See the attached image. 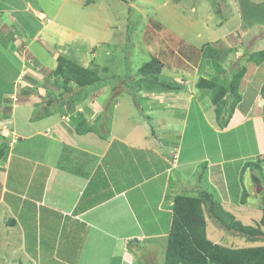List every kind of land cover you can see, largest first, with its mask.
Wrapping results in <instances>:
<instances>
[{
    "label": "rangeland",
    "instance_id": "374dc122",
    "mask_svg": "<svg viewBox=\"0 0 264 264\" xmlns=\"http://www.w3.org/2000/svg\"><path fill=\"white\" fill-rule=\"evenodd\" d=\"M0 8L10 9L11 12L10 16L3 18L0 14V97L2 92L12 91L13 84L15 90L10 94L14 98L13 108L4 110L5 102L0 101V115L8 111L12 114L9 118L0 117L7 125H4L3 129H10L5 132L7 140L10 138L16 142L15 147L20 143L18 148L26 142L20 141L24 136L21 137L17 127H10L7 123L14 116L16 108L19 107L17 105H20L19 109L24 106L26 114L34 117L35 111L46 105L45 97L48 98L51 94L55 97L62 94L65 97H74L73 102L69 101L68 104L51 106L55 113L52 115L59 114L62 117L65 113L66 117H72L78 111L83 113L97 136L108 137L109 140L113 136L117 138L112 140V147L120 152L123 151L120 141L117 140L126 138L130 141V147L126 148L131 152L127 153L129 160L137 165V162L143 163L140 170L148 181L136 186L139 195L135 200L140 203L131 201L129 197L124 201L122 197L118 200L127 203L132 210V206L137 207L133 210L135 223L144 234H150L148 237L153 235V238H163L169 235L171 214L167 208H172L174 200L170 189L179 176L173 172L172 184L167 191L168 199L163 192L160 195L161 179H157L155 187L152 184L154 174L163 172L169 163L172 165L173 147H165V129L172 130L174 136L180 133L177 138L171 136L169 143L185 142L184 131L189 124L183 118L188 113L191 114V111H198V119L195 120L193 129L196 133L191 132L185 142V145L191 143L192 146L184 159L181 158L190 166H198L208 161L210 163V159L215 156L220 159H215L210 164H216L219 160L222 163V152L227 155L223 151L224 144L231 146L233 151L235 145L222 141L223 138L213 132L217 124L205 122V118L215 122L216 116L213 108L210 109V102L203 99V90L199 89L197 84L199 79L206 77L205 73L209 72L206 62L210 58L217 59L225 71L231 73L238 68L236 63L246 57V52L253 54L264 50V0H0ZM34 14L37 18H34ZM17 20L21 23L23 31L17 28L18 32L15 33L11 26L17 25ZM59 55L95 71L100 78L106 80L85 88L74 86L71 94H65L64 88L61 87L62 80L53 73ZM153 55H157L156 57L164 62L165 68L161 78L177 83V90L162 92L140 88L142 92L136 93L134 84L143 79L139 75V69ZM242 63H246V59ZM245 66L247 71L242 81V97L248 84L261 82L264 85V80L260 81V78L264 77V63L255 65L250 62ZM24 85L29 87V90L26 91ZM255 88L256 86L254 90ZM138 94L144 100L140 101ZM147 97L150 98L149 101L145 99ZM166 101L173 105L167 104ZM21 102L29 103L21 105ZM166 104V109H163ZM148 114L155 125L154 134ZM263 128L264 123L259 125V121H255L248 130L264 131ZM190 138L193 139L189 140ZM44 140L38 136L29 140L27 145L33 142L38 145L34 149L39 150ZM252 141L254 145V139ZM162 144L165 148H162ZM109 146L106 144L103 150ZM83 149L87 151L88 146H83ZM161 150L167 151L164 159L168 164L156 155L155 152L164 153ZM80 155L81 158L77 156L75 159L77 158L79 163H85L86 153ZM39 156L36 155L35 158ZM241 158L248 160L247 156ZM257 159L252 158V161ZM239 162L242 160L232 164ZM125 164L127 168H132V163ZM19 168L14 166L5 180L4 171L0 174V264H163V256L140 260V255L149 257L145 251L149 249L164 251V238L142 243L145 250L140 251L139 255L133 250L134 256L129 260L123 257L122 260H112L102 246L104 234H93L89 242L83 241L81 233L77 234L70 227L66 230L62 228L61 231L57 226L56 217L51 218V214L47 213L42 221L37 220L38 227L33 226L32 221L40 217L45 209L44 205L41 208L42 204L48 203L43 196L38 208L36 205L32 206L29 199L24 201V198H21L32 177L29 170H16ZM220 172L221 168L218 167L211 177L216 178ZM258 176L262 182L255 185V194L263 200L264 178L261 172ZM238 184L242 186L241 189L246 187L249 192L254 191L253 183L250 189L248 182L247 185L240 181ZM4 187L6 191L2 190ZM42 192L40 191L39 195ZM176 192L181 193L182 187L177 186ZM219 196L224 198L222 194ZM34 197L35 194L31 193L30 198ZM160 200L164 205L168 203L165 209L159 207ZM226 206L232 208V205ZM21 207L30 213L22 212L18 217L15 213H18ZM238 208H235V212L239 213L237 218L246 225L255 226L262 217V211L256 212L253 205L241 207L240 210ZM105 209L106 206L102 208ZM9 216L16 217L21 226L19 224L16 227H8L6 219H3ZM107 218L105 212L96 219L108 222ZM101 227L109 229L106 225ZM208 229L212 232L214 237L211 238L215 239V242L233 247L234 238L224 231L218 232V229L210 224L209 218ZM109 234H116V231L109 230ZM106 238L109 239L107 236ZM135 238H138V234ZM244 244L245 241H241L240 246ZM248 245L257 246L256 243ZM18 258H23L25 263L18 262Z\"/></svg>",
    "mask_w": 264,
    "mask_h": 264
},
{
    "label": "trees",
    "instance_id": "16d2710c",
    "mask_svg": "<svg viewBox=\"0 0 264 264\" xmlns=\"http://www.w3.org/2000/svg\"><path fill=\"white\" fill-rule=\"evenodd\" d=\"M9 11L10 9L0 8V14L2 15V18L10 16L9 13L11 12ZM3 14H6V16ZM34 18H37L35 14ZM16 22L17 25H10L14 29L13 31L18 32L17 30L20 28L21 31H23L21 23H19L18 20ZM14 38H16L15 35ZM14 38L13 40H15ZM12 45L14 44L12 43ZM156 56L157 55H153L150 57L149 61L145 62L139 69V75H141L143 79H141L138 84H134L136 86L134 87L136 88V93L139 91L142 92L141 89L144 88L148 89L149 91L162 92L174 91L178 89L177 87L179 86L177 83H173V81L168 79L164 80L163 77L161 78V73L163 72L165 65L164 62H162ZM245 59L246 63H242ZM241 60L242 61L236 63L238 68L234 69V72L228 73V71H225L223 65L219 63L217 59L210 58V60L206 62V65L209 67V72L205 73L206 77H201L197 84L198 88L203 90V99H206L211 105H213L216 116V124L222 129L229 125V122L234 116L237 107L243 101V93L241 90H243L242 81L245 78L247 71L245 64L250 62H253L255 65L263 64L264 50L253 54L246 52V57L244 56V58ZM53 73L59 77L60 81L62 80L63 85H61V87L64 88V92L67 95L73 92L74 86H76V88H85L106 80L103 77L100 78L95 71L84 68L61 55H59L57 58L56 67ZM20 75L21 73L18 77H20ZM24 88L26 91L29 90V87L26 85H24ZM14 91L13 84L12 91L8 93L2 92L0 101L5 102L3 103L5 109H2L6 110L8 108H13L14 98H12L10 94H12ZM260 94L264 99V85L261 88ZM156 97H158V95H156ZM45 99L47 102L46 105L41 108V110L35 111L34 117L32 116L31 118L32 122L42 120L48 116H51L52 114H55L52 111L51 106L54 104H58V106L68 104L69 101L73 102L74 97H65L64 94L59 95V97H55V95L51 94V96L48 98L45 97ZM145 99L149 101L150 98L147 97ZM139 100L142 101L144 98L139 96ZM166 102H168L167 104L173 105L170 103V101ZM28 103L29 102H21V105H26ZM167 104L163 109H166ZM74 112H76L75 109ZM190 113L191 114L188 113L186 115L188 117L186 123L189 125L185 128V137H188V135L191 134V128H194V122L196 119H198L195 112L191 111ZM110 114H112V111H110ZM62 115L65 116L66 114L63 113ZM104 115L108 116L106 114ZM11 116L12 114L9 111L0 115V117L3 118H9ZM149 117L150 115L148 114V119L150 122H152V119L150 120ZM66 119L76 129V132L79 135H87L94 132L92 126L88 123V120L84 117L83 113H80L79 111L77 114H73L72 117L67 116ZM151 128V131L154 134L155 125L153 122ZM165 133V147H173L172 165H170V163L167 165L172 171L170 172L171 177L169 179L172 181L173 172L177 173L179 178L175 180L173 186L177 184L176 186L179 185L182 187L181 193L176 194L175 197L172 196L174 198L172 208H167L171 214L169 219L171 228L169 235L163 237L166 239V247L164 248V251L162 250L163 254L161 250L156 251L157 248L152 250L143 249L142 245L145 242H150L155 239L163 240L161 237L153 238V235L148 238H144L143 240L134 238L128 243V246L131 248L138 247L141 249V251L145 250L148 252L149 257L142 255L143 259L140 257V260H144V258L145 260H152L155 257L163 256V264H264V198L263 200L259 199L256 197L257 194L254 192H249L246 187L241 189L242 186L238 184L239 181L244 183V185L247 184L246 176L249 173H251L252 182L255 184L259 183L261 180L258 176V173L261 172V175H263L261 162H253L252 160H248V162L243 163V165L236 167L234 170L232 168L229 169L228 165H226L225 167L221 168V172L216 176V178H212L211 172L209 171L208 162H204L198 166H190L184 163L181 158L185 156L191 146H180V142H173L171 144L169 143V139L171 136H174V133L169 129H165ZM178 134L175 135L174 138L180 136ZM101 138L106 140L108 137ZM0 139L1 164V162H5L8 158L10 144L7 138L4 136L0 135ZM183 144H185V142H183ZM161 146H163V144ZM165 147L163 146L162 148ZM123 148L126 149L129 148V146L124 144ZM178 148H181L179 153L176 151ZM122 151L123 152H120L117 148L111 147L109 152L106 154L107 156H105L103 160V168L105 166L108 168H117L118 170H121V168L124 167L125 178H129L130 183H133L137 180H143L144 175L140 170L142 167L141 165L143 164L142 162H139L137 165L136 163L131 164L129 161L128 165L131 164L132 168H127V165H118L123 163L122 161L129 160L127 153L130 152L124 150ZM111 157L113 160H110ZM160 157L161 160L165 161L162 155ZM63 162H66V160L61 157L59 165ZM213 168H218V165L214 166ZM179 171H181V173ZM128 172L129 175H127ZM215 173L216 172H214L212 176H214ZM262 177L264 178V176ZM125 178L124 180L128 181ZM162 178L166 179L165 176H161L159 179ZM218 193L224 195V198L219 196ZM226 205H232V208H230V206L227 208ZM249 205H253L256 212L257 210L262 211V217L256 222L255 226L252 224L246 225L243 223L241 219L237 218L239 213L237 214L235 212L236 207H239L238 209L240 210L241 207ZM15 214L18 217L20 216L19 212ZM208 218L210 220V224L214 228L216 227L218 232L224 231L229 237L234 238L236 245L233 243L234 245L231 247L215 242L216 240L211 238L214 237L211 235L212 232H210L208 229ZM5 219L7 221L8 227H16L18 224L16 217L9 216L3 220L5 221ZM241 241H245L244 246H240ZM249 243H256L257 246L248 245ZM17 260L18 262L25 263L23 258H18Z\"/></svg>",
    "mask_w": 264,
    "mask_h": 264
},
{
    "label": "crops",
    "instance_id": "0c3cea01",
    "mask_svg": "<svg viewBox=\"0 0 264 264\" xmlns=\"http://www.w3.org/2000/svg\"><path fill=\"white\" fill-rule=\"evenodd\" d=\"M263 80L264 77L260 78V81ZM254 86H256V90H254ZM262 86L263 83L261 82L260 84H248L245 89L246 92L244 93L243 101L237 107L229 125L223 129L220 128V126H214L213 132L218 137H222V141L224 140L228 144L235 146L233 147V151H231V146L223 145V151H225L227 155L222 152L223 156L221 159H224L222 163L219 160L216 164H210L211 161L220 159V157L217 156L210 159V163L208 161L211 175L216 172L217 168H213L216 165L220 168L228 165L229 169L232 168L234 170L236 167L248 162V160H252V158H258L257 160L260 159V161L262 160V156H264V131L248 130V128H252L255 121H259V125L264 123V100L260 94ZM17 106L19 107L16 108L14 116L9 119L7 123H9L10 127L16 126L21 137L24 136L20 141L26 142L18 148L20 143L15 147L16 142L8 137L10 152L6 161L0 164V174L1 171H4L3 180L8 179L14 166L20 167L16 170L27 169L31 172L32 178L28 183V189L21 198L23 197L24 201L29 199L32 206L36 205L38 208L40 207L38 205L42 202L43 196H45L46 203H48V205L42 204L41 208L45 206V212L43 211L40 217L38 216V218L32 221L34 223L33 226L36 225L38 227L39 224H37V220L40 219V221H42L46 213L51 214V218L53 216L56 217L57 226L61 231H63L62 228L66 230L70 227L71 230L77 234L78 232L81 233L80 236L83 241L89 242V238L93 234L97 236L104 234L105 238L103 239L104 243H102V246L103 249L108 251V255L112 260H119L122 257L129 260L131 256H134L133 250L139 255L141 249L138 247L137 249H135V247L131 248L128 246V243L133 240L137 234L139 240L147 238L150 234H144L135 223L134 209L137 207L132 206L133 211L128 207L127 203L120 202L118 199L122 197L124 201L126 197H129L133 202L139 201L135 200L139 195L136 186L142 184L144 181H148V179L144 176L143 180L130 183L129 178H125L124 167L121 168V170L119 169V172L117 168H103V160L114 144L112 140L117 138L113 136L110 140L108 138L105 140L95 133H89L85 136L79 135L71 123L68 122L66 116L62 115V117H60L59 114L32 122V117L26 114V110H23L24 106H22L21 109H19L20 105ZM212 108L215 113L213 105L210 106V109ZM195 114H198V112H195ZM183 119H186L187 122L188 117L186 116ZM22 121H25V123L22 124ZM205 122L211 124L216 123V121H210L207 118H205ZM5 124V121L0 120V135L7 138V133L5 134V132H8L10 129L6 128L4 130L3 127ZM193 129L194 128H191V132L193 131V134H195L196 131ZM38 136L43 137L45 140L42 142L43 144H41L40 149L35 150L34 148L38 146L37 144L33 142L29 145L27 144L29 140ZM186 139L187 136L183 138L185 142ZM192 139L193 138H190L189 140ZM252 139L255 141L254 145H252ZM117 141H120V145L122 143L120 146L122 150L130 152L123 148L124 144L130 147V141L128 139L124 138ZM106 144L110 146L103 150ZM179 145L184 146L185 144L180 142ZM189 145L192 146L191 143ZM83 146H88V150H84ZM250 147L251 149L249 150ZM180 149L181 148H178V150H176L177 153L180 152ZM219 150L221 149L219 148ZM80 152H85L87 155V157H85V163H79L80 161H77V156L81 158ZM161 152L164 153L155 152L160 159V156L163 154L162 156L164 157L167 151L161 150ZM36 155H40L41 158L40 156L35 158ZM242 156H247L248 160L244 161L241 158ZM61 157H63L66 162L59 165ZM75 157L77 158L75 159ZM168 159H170V157H168ZM110 160H113V158L111 157ZM239 160H242V162L236 165L232 164ZM129 161L130 160L122 161L124 164L122 163L121 165L126 166L127 164L125 163ZM165 162L167 161L165 160ZM130 163L133 162L130 161ZM170 172L172 171L168 166L163 172H158L153 175V187L157 185V179L161 176L166 177V179H161L162 186H160V195H162L161 192H163V195L167 196L166 199H168L167 191H169L171 187V179H169L171 177ZM124 178L128 181H125ZM246 180L250 185V189L251 184L254 183L252 182L251 173L246 176ZM5 186L7 187L6 183ZM6 187L2 188V190L6 191ZM176 190L177 186H173V188L170 189L172 196H176ZM40 191L43 192L39 195ZM27 193L35 194V197L30 198V194ZM163 205L164 203L160 200L159 207L163 209H165L166 205L168 206V203H166L165 206ZM104 206H106V209L102 210ZM22 212L27 214L30 213L26 212L24 207H21L19 210L20 214ZM105 212H107L108 215V222L96 219ZM19 224L20 223L17 225ZM102 225L108 226L109 229L102 228ZM137 228L138 231L136 230ZM109 230L111 232L116 231V234L110 235ZM106 236L109 237V239L106 238ZM140 257L143 259L142 255H140Z\"/></svg>",
    "mask_w": 264,
    "mask_h": 264
},
{
    "label": "clouds",
    "instance_id": "9594fccd",
    "mask_svg": "<svg viewBox=\"0 0 264 264\" xmlns=\"http://www.w3.org/2000/svg\"><path fill=\"white\" fill-rule=\"evenodd\" d=\"M257 161H260V160H257ZM261 162V166H262V171H263V175L262 176H264V156H262V160L260 161ZM260 180H261V178H260ZM262 182V180L259 182V183H261ZM258 184V183H257ZM255 183H253V186H254V191L252 190V193L254 192V193H256L257 191H255V189H256V187H255Z\"/></svg>",
    "mask_w": 264,
    "mask_h": 264
},
{
    "label": "water",
    "instance_id": "95a60500",
    "mask_svg": "<svg viewBox=\"0 0 264 264\" xmlns=\"http://www.w3.org/2000/svg\"><path fill=\"white\" fill-rule=\"evenodd\" d=\"M259 188H260V185H259Z\"/></svg>",
    "mask_w": 264,
    "mask_h": 264
}]
</instances>
